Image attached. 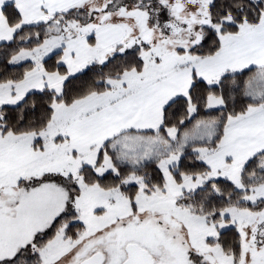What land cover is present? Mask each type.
<instances>
[{
    "label": "snow or ice",
    "instance_id": "snow-or-ice-1",
    "mask_svg": "<svg viewBox=\"0 0 264 264\" xmlns=\"http://www.w3.org/2000/svg\"><path fill=\"white\" fill-rule=\"evenodd\" d=\"M0 264H264V0H0Z\"/></svg>",
    "mask_w": 264,
    "mask_h": 264
}]
</instances>
